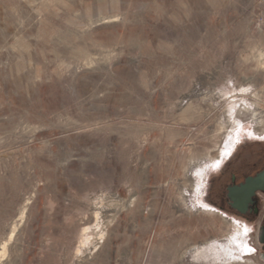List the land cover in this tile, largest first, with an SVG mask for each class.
Returning <instances> with one entry per match:
<instances>
[{"label": "rangeland", "instance_id": "374dc122", "mask_svg": "<svg viewBox=\"0 0 264 264\" xmlns=\"http://www.w3.org/2000/svg\"><path fill=\"white\" fill-rule=\"evenodd\" d=\"M262 14L0 0V264H264L219 174L264 166Z\"/></svg>", "mask_w": 264, "mask_h": 264}, {"label": "flooded vegetation", "instance_id": "af4514ba", "mask_svg": "<svg viewBox=\"0 0 264 264\" xmlns=\"http://www.w3.org/2000/svg\"><path fill=\"white\" fill-rule=\"evenodd\" d=\"M221 160L222 159H220V161L218 162V165L220 164ZM231 162L232 160L229 162H226L221 172L219 173L220 175H223V176L225 174H229V179L225 183L224 194H223L224 205L230 211L235 212L236 214H239L240 216L246 218L247 220H251L254 216H257L260 212L259 194L264 193V191L257 189V190L252 191V193L250 194L248 192L247 196L248 195L249 196L247 198L245 197L244 199L245 202L234 206L233 201L230 200L229 195H228L229 189H235L236 187H239L242 183H244L246 177L255 176L257 173L264 170V166L259 167V168L255 167L254 170H252L251 172L244 171L242 172V174H240V172L237 169L230 168ZM244 167H245L244 165H241V167L239 166V170H241L240 168H244ZM217 209L221 212H224L219 208Z\"/></svg>", "mask_w": 264, "mask_h": 264}, {"label": "water", "instance_id": "95a60500", "mask_svg": "<svg viewBox=\"0 0 264 264\" xmlns=\"http://www.w3.org/2000/svg\"><path fill=\"white\" fill-rule=\"evenodd\" d=\"M264 191V170L257 173L255 176L246 177L244 183L235 189H229V198L233 201L234 206L244 203L245 197L247 198V193H252L254 190ZM259 240L264 243V226L259 229ZM264 257V254H263Z\"/></svg>", "mask_w": 264, "mask_h": 264}, {"label": "snow or ice", "instance_id": "6c2138e0", "mask_svg": "<svg viewBox=\"0 0 264 264\" xmlns=\"http://www.w3.org/2000/svg\"><path fill=\"white\" fill-rule=\"evenodd\" d=\"M244 231H245V234H247V232L249 231L247 228H245L244 229ZM246 251L248 252V253H251L252 251H254L252 248H246Z\"/></svg>", "mask_w": 264, "mask_h": 264}, {"label": "built area", "instance_id": "2783aa9c", "mask_svg": "<svg viewBox=\"0 0 264 264\" xmlns=\"http://www.w3.org/2000/svg\"><path fill=\"white\" fill-rule=\"evenodd\" d=\"M261 21L264 22V14L261 15Z\"/></svg>", "mask_w": 264, "mask_h": 264}]
</instances>
